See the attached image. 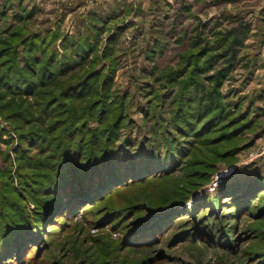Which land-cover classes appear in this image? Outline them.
Returning a JSON list of instances; mask_svg holds the SVG:
<instances>
[{
	"label": "rangeland",
	"instance_id": "rangeland-1",
	"mask_svg": "<svg viewBox=\"0 0 264 264\" xmlns=\"http://www.w3.org/2000/svg\"><path fill=\"white\" fill-rule=\"evenodd\" d=\"M261 4L262 0H0V11H5L0 12V33L22 21L31 30L60 29L74 38L99 31L97 53L107 51L109 56L97 61L96 69L106 64L104 73L113 71L111 97L105 103L113 117H124L115 144L129 149L127 159L144 157L146 148L164 159L163 170L121 182L101 199L83 194L71 208H59L60 215L44 216L37 196L46 179L40 173L47 170L49 159L46 162V154L38 152L39 136L27 140L33 146L21 150L19 165L16 153L25 142L21 133H40L51 119L42 118L39 95L20 90L15 94L0 83V218L13 216L2 200L9 195L20 205L15 218L29 215L20 232L31 239L13 258H0V264H264V122L258 120L264 108L255 103H264V71L255 73L264 67V59L259 63L254 56L264 52ZM239 20L250 36L221 90L227 109L232 115L245 114L249 125L233 138L220 140L230 129L197 118L185 123V107L198 102L183 101L180 108L170 94L177 85L159 74L177 68L191 33L204 30L212 37ZM60 40L54 44L58 51L63 50ZM88 59L69 63L64 75L94 66ZM99 91L101 95L102 88ZM86 99L94 97L72 96L62 108L74 113L75 105ZM16 115L23 117L18 120ZM178 121L187 129L179 128ZM89 125L100 122L93 118ZM202 126L204 131L199 130ZM226 144L234 150L223 155ZM54 158L49 166L56 170L58 155ZM167 158L174 164L164 163ZM88 159L85 156L81 164ZM78 161L79 156L66 164L79 166ZM254 176H261L263 190L251 188L242 205L232 188ZM47 200L43 198V204ZM165 204L175 205L165 214L168 225L157 226L149 238V233H140L138 224ZM156 219L154 215L147 222Z\"/></svg>",
	"mask_w": 264,
	"mask_h": 264
},
{
	"label": "trees",
	"instance_id": "trees-1",
	"mask_svg": "<svg viewBox=\"0 0 264 264\" xmlns=\"http://www.w3.org/2000/svg\"><path fill=\"white\" fill-rule=\"evenodd\" d=\"M188 9L189 7H186V10ZM4 12L2 11L1 14H5ZM3 33L6 35L1 37ZM248 35V27L243 20L237 21L236 25L231 27L214 31L212 37H209L204 30L191 33L188 47L179 53L180 60L177 68L172 67L159 74L177 85L178 90L175 92L174 89L170 94H174L171 101L174 103L176 101L180 108L185 106L183 101H188L189 104L198 102L192 107H185L183 117L185 123L190 124L192 118H197V121L202 123L203 120L220 123V128L230 129L221 135L223 137H219L220 140L233 138L249 125V123L246 124L245 114L232 115L234 112L227 109L228 106L223 102L227 101V97L221 90L223 82L229 77L238 61L239 52ZM98 37L99 31L89 32L88 36L77 38L61 33L60 29L49 28L42 33L31 30L26 21L16 24L12 29L4 28L0 33V83L15 94L20 90L23 94L27 92V94L39 95L37 99L41 100H36L41 101L37 104L43 105L40 110L42 118L44 121H47L48 116L51 119L47 128L40 133L32 131L21 133V138L25 139V142L20 145L16 153V163L19 165L20 154L23 153L21 150H30L33 145L27 144L29 142L27 140L30 136L37 134L40 144L36 146L38 152L46 154L44 156L46 162L47 159L49 163L54 161V155H58L56 170L48 163L47 170L40 173V176L46 179L41 180L44 193L38 194L37 201L40 202L39 208L44 216L60 215L59 208L63 206L71 208L76 200L82 198L83 194L87 199L88 197L101 199L104 194L121 182L140 178L147 172L157 169L163 170L162 161L164 159H160L161 153L159 155L152 153L149 148H146L145 142L141 144L143 148H146H142L146 151L143 153L145 156L128 159V156L124 158V155L129 154V149L125 145L115 144L118 129L122 126L121 122L124 117H120L119 114L113 117L110 113L111 109L107 108L108 103H105L111 97L110 77L113 71L109 68L108 72L104 73V69L108 68L106 64L96 69L95 65L99 60L103 56H109L107 51L101 55L97 53ZM59 39H61L62 51L54 48V44ZM111 40L112 37H109L108 44ZM108 47L109 45H106L105 48L108 49ZM84 56L89 57L88 65L93 64L94 66L64 75L69 63L72 64ZM101 88L103 92L100 95ZM85 94L94 99L79 101L75 105L74 113H71L68 107L62 108L66 105L65 101L71 100L72 96L81 97ZM194 106L197 107L196 110H193ZM124 108L125 105L121 110ZM16 117L20 120L23 116L16 115ZM93 118H98L100 125L90 126L89 120ZM179 128L185 129L186 127L179 122ZM203 128L202 126L199 130ZM233 150L230 145L228 147L226 144L221 152L227 155ZM146 154L152 156L149 157L152 161L159 159L160 162L151 164ZM77 156H79V166L71 167L70 164H66L67 161L71 162ZM85 156L89 159L81 164L80 161ZM164 163L174 164V161L167 158ZM55 173L57 176L54 178L52 175ZM260 177H250L246 179L249 181L244 184L240 183L233 187L234 198L238 197L240 203L246 205V200L250 197L247 195L252 191L251 188H258L263 184ZM260 188L263 190V187ZM240 194L242 196H239ZM45 197H48L45 202L46 206L45 203L43 204ZM3 199L5 200L3 205L9 204V212H12L13 216L0 218V258H13L18 251L21 252V245L31 240L29 236L23 237L20 232L29 222L30 217L20 215L15 218L17 216L15 210L20 205L10 200L9 195L2 196ZM168 204L152 210L153 214L150 217L156 215L159 219L149 223L147 222L149 217L138 224L140 233H149V238L157 226L168 225L165 214L175 207V205Z\"/></svg>",
	"mask_w": 264,
	"mask_h": 264
},
{
	"label": "crops",
	"instance_id": "crops-1",
	"mask_svg": "<svg viewBox=\"0 0 264 264\" xmlns=\"http://www.w3.org/2000/svg\"><path fill=\"white\" fill-rule=\"evenodd\" d=\"M262 6H260L261 7V9H263L262 11H264V0H262V4H261ZM262 14L263 15H261V18H263L264 19V12H262ZM250 36V34L248 35V37ZM248 37H247V39H248ZM247 39H245V41H244V43L246 44V42H247ZM245 44L243 45V47L242 48H245ZM264 45V44H263ZM242 48H241V50H240V52H239V56H240V53H241V51H242ZM246 50V49H245ZM257 52L255 51L254 52V54H256ZM261 53V55L259 54H256V55H254L257 59H258V61H259V63L261 62V59L263 58L264 59V56H263V54H264V52L263 51H261L260 52ZM249 54V53H248ZM238 56V57H239ZM262 67V68H261ZM261 67H259V68H257L256 69V71H255V73H257V76H260L261 75V72L263 73V71H264V67L263 66H261ZM259 74V75H258ZM260 86H261V83L260 82H257L256 83V92H260L261 91V89H260ZM257 93V94H258ZM259 100V99H258ZM256 103V105L258 106V108H261V109H263L264 108V103H261V102H259L258 103V101H256L255 102ZM260 111V110H259ZM259 119L258 120H260V122H264V113H263V115L261 114V116H259L258 117ZM261 124H263V123H261Z\"/></svg>",
	"mask_w": 264,
	"mask_h": 264
}]
</instances>
